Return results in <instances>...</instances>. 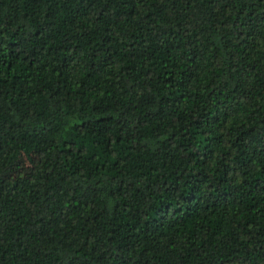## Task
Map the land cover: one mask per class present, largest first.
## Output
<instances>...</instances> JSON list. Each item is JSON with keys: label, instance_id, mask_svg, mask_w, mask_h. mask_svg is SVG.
Listing matches in <instances>:
<instances>
[{"label": "trees", "instance_id": "obj_1", "mask_svg": "<svg viewBox=\"0 0 264 264\" xmlns=\"http://www.w3.org/2000/svg\"><path fill=\"white\" fill-rule=\"evenodd\" d=\"M0 264H264V0H0Z\"/></svg>", "mask_w": 264, "mask_h": 264}, {"label": "rangeland", "instance_id": "obj_2", "mask_svg": "<svg viewBox=\"0 0 264 264\" xmlns=\"http://www.w3.org/2000/svg\"><path fill=\"white\" fill-rule=\"evenodd\" d=\"M23 155H24L23 156V166H24V170L26 172H29L32 169V167H33V164L31 162L32 161V158L30 159L31 156H27V153L26 152H24Z\"/></svg>", "mask_w": 264, "mask_h": 264}]
</instances>
